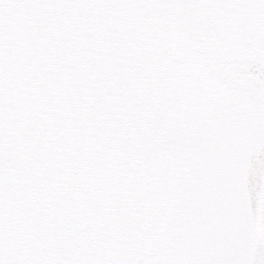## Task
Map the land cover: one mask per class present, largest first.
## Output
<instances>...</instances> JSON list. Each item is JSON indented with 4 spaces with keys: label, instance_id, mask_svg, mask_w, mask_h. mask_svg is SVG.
Listing matches in <instances>:
<instances>
[{
    "label": "snow or ice",
    "instance_id": "6c2138e0",
    "mask_svg": "<svg viewBox=\"0 0 264 264\" xmlns=\"http://www.w3.org/2000/svg\"><path fill=\"white\" fill-rule=\"evenodd\" d=\"M0 264H264V0H0Z\"/></svg>",
    "mask_w": 264,
    "mask_h": 264
}]
</instances>
